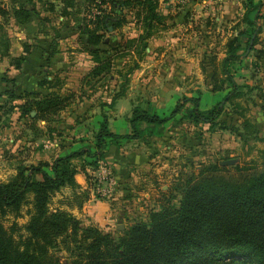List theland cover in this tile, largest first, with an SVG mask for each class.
<instances>
[{"label":"trees","instance_id":"obj_1","mask_svg":"<svg viewBox=\"0 0 264 264\" xmlns=\"http://www.w3.org/2000/svg\"><path fill=\"white\" fill-rule=\"evenodd\" d=\"M35 2L50 13L59 7L63 21L72 15L77 5L76 0H26L33 6ZM2 5L0 0V55L7 56L9 43L5 25L10 17L20 26L26 25L31 11L20 5L10 12ZM81 7L84 15L78 30L87 37V45L91 47L105 44L107 34L119 31L125 23V11L133 12L140 26L136 38L122 39L106 49H85L95 65L82 82L89 86L105 78L109 80L115 71L117 90L109 103L102 104V107L114 108L117 101L126 97L130 76L139 68L138 61L147 41L168 27L166 21L170 17L160 12L158 0H82ZM244 7L241 23L246 28L240 30L235 25L225 44L224 57L214 67L211 77L213 92L229 89L223 98L226 102L239 100L253 91L244 92L235 82L233 73L235 64L253 51L258 42L261 33L258 21H264V0H244ZM60 25L64 28L66 22ZM55 44L54 41L51 44L53 53ZM258 54L262 57L264 51L259 50ZM125 57H129V61L117 69L115 61ZM23 60V57L12 58L11 62L20 69ZM3 83L7 101L0 105V110L4 115L14 108L12 102L20 99L23 103L16 106L20 117L49 123L73 101V94L40 96L33 92L18 97L13 79L4 78ZM48 85L59 89L61 83L55 80ZM187 103L191 107L186 109L185 119L191 123L208 125L211 131L233 130V126L228 127L220 120L224 113L220 103L209 110H200L199 97L184 98L163 118L134 107L128 119L131 132L124 135L111 132L108 116L101 112L91 146L59 155L51 162L17 164L15 174L8 181L0 182V264H59L50 254L56 249L58 239L76 255L75 264H264V150L260 152L261 169L243 173L235 166L243 174L232 180L221 175V169L215 165L205 167L197 177L186 181L176 203L169 202L150 212L146 220L135 221L115 236L91 225L83 227L67 210L50 209L51 198L63 189L71 191L65 205L81 209L89 200V191H79L75 176L82 172L87 180L86 169L97 170L99 162H105L110 146L119 147L120 141L141 138V123L162 126L180 114ZM243 112L244 108L240 116L245 114ZM31 113L34 115L30 116ZM244 121L240 129L246 126L252 127V131L256 129L247 118ZM26 205H29L28 221L23 227L26 236L19 235L16 240L14 234L19 227L13 223L5 228L3 218L7 215L14 219L21 217Z\"/></svg>","mask_w":264,"mask_h":264},{"label":"rangeland","instance_id":"obj_2","mask_svg":"<svg viewBox=\"0 0 264 264\" xmlns=\"http://www.w3.org/2000/svg\"><path fill=\"white\" fill-rule=\"evenodd\" d=\"M158 2L160 12L170 17L166 21L168 27L147 41L144 54L138 61L139 68L130 76L126 97L117 101L114 108L102 107V104L109 103L112 93L117 90L115 71L109 80L105 78L89 86L82 85L81 95L71 102L72 107L58 114L54 119L57 121H53L57 122L55 128L51 130H42L44 125L37 122L32 130L24 131L23 122L9 123L8 117L0 122V127L3 124L6 127L0 130V182L8 181L19 163L51 162L60 154V147L64 149V143L72 142V139L75 149L91 146L101 112L108 116L109 130L124 135L131 132L128 119L134 107L163 118L169 116L184 98L197 97L200 110H209L220 103L224 107L220 120L228 127L233 126V130L211 131L208 125H195L186 120V109L191 107L189 103L180 114L162 126L141 123V138L120 141L119 147L111 149L114 161L123 156L118 168L114 169L106 160L103 162L116 184L110 198L100 199L92 193L93 171L88 168L90 173H87L86 184L89 200L92 203L100 201L105 207L100 205L92 213H83L79 217L81 225H91L115 236L135 221L146 220L150 212L169 202L176 203L186 181L197 177L205 167L215 165L221 169V175L232 180L243 173L261 169L260 152L264 150V56L259 57L258 51H264V21H258L261 33L254 47L256 51L244 55L234 66L235 82L242 86L244 92L248 89L253 91L239 100L226 102L223 98L229 89L213 92L211 77L214 67L224 57L225 44L232 36L235 25L240 30L246 28L241 23L244 0ZM124 15L125 23L110 39L112 42L133 39L140 34L134 13L125 11ZM73 56L69 55V58ZM83 56L81 63L86 61ZM127 61L129 57L115 61L117 69ZM242 108L245 114L240 116ZM245 118L255 124L254 131L247 126L240 129ZM53 122L49 123L52 125ZM70 123L75 125L71 127ZM55 142L58 149L53 145ZM73 162L80 165L78 161ZM70 196L68 189L56 193L51 198L50 209L68 210L65 201ZM28 209L29 205L24 206L21 217L17 219L11 215L3 218L5 228H10L13 223L19 227L20 230L14 234L16 240L19 235L26 236L23 227L28 221ZM71 251L58 239L56 249H52L50 254L59 264H75L77 257Z\"/></svg>","mask_w":264,"mask_h":264},{"label":"crops","instance_id":"obj_3","mask_svg":"<svg viewBox=\"0 0 264 264\" xmlns=\"http://www.w3.org/2000/svg\"><path fill=\"white\" fill-rule=\"evenodd\" d=\"M1 2L3 4L2 7L4 9H8L10 12L12 8H17L22 5L24 9L31 11V13L29 21L26 25L20 26L15 19L10 17L4 27V33L6 34V38L9 43V50L7 56L0 55V105H3L7 101L4 95V78L13 79L15 81L14 90L15 95L18 97H21L26 93L33 92L38 93L40 96H46L50 93H57L61 96L65 94H73L74 96L72 102H74V99L81 95V87L82 85L84 86V83L82 82L83 78L95 65L91 56L85 49H106L109 46H114L118 40H114V42H112L110 39L115 35V33L106 35L105 44L99 45L98 47L88 46L87 37L82 35L77 29L80 25L81 17L84 15L81 7L82 0H76L77 5L73 10L72 15L66 18L65 21H63V18L60 17L59 7L57 6L54 12L50 13L45 11L43 6L38 2H35L34 6L27 4L26 0H1ZM33 10H35V13L32 12ZM35 14H37V16ZM162 14L165 15L164 13ZM43 19H47V21H40ZM61 22H66V27L60 28ZM0 23H2L1 18ZM53 41L56 43L54 45L55 53H53V50L51 49ZM69 55L75 56L69 58ZM81 55H84V60H86L84 63H81L80 61ZM20 57H23L24 60L21 68L16 69L12 65L11 59ZM55 80H59L61 83L60 88H49L48 83L51 84ZM22 103L23 101L20 99L13 101L12 106H14V108L8 115H4L3 111L0 110V117H2L0 118V122H2L4 118L8 117L9 123L12 122V124H21L23 122L25 125L23 126L24 131L32 130V128H34L33 125L37 122H32L26 117H20V112L16 106L21 105ZM70 107H72V103L67 108ZM33 115L34 113L30 114V116ZM38 122L44 125L41 129L45 131L55 128L54 125L57 123L53 122L51 125L50 123L43 121ZM70 125L73 127L75 124L70 123ZM1 128L6 127L3 124L0 127V130ZM73 141L74 140L72 139V142H65L64 149H62V146L59 149V155L65 154L66 151L69 152L70 150H75V143ZM53 145L56 148L58 147L57 142ZM112 148L117 147L110 146L104 159L112 164L114 169H117L123 156H119V161H114L111 154ZM86 173H90L88 168L86 169ZM75 181L80 187L79 191L87 190L84 173L80 172L77 174L75 176ZM100 205H103L100 201H94V203H92L89 200L85 205L83 204L81 209L76 207H67V211L79 219L83 213H92L94 210L101 207Z\"/></svg>","mask_w":264,"mask_h":264},{"label":"built area","instance_id":"obj_4","mask_svg":"<svg viewBox=\"0 0 264 264\" xmlns=\"http://www.w3.org/2000/svg\"><path fill=\"white\" fill-rule=\"evenodd\" d=\"M92 178L94 179L92 193L96 197L107 199L113 195L116 184L105 163L99 162L97 170L92 172Z\"/></svg>","mask_w":264,"mask_h":264},{"label":"water","instance_id":"obj_5","mask_svg":"<svg viewBox=\"0 0 264 264\" xmlns=\"http://www.w3.org/2000/svg\"><path fill=\"white\" fill-rule=\"evenodd\" d=\"M109 30H110V29H109ZM121 228H122V226L119 225V226H118V229L121 230Z\"/></svg>","mask_w":264,"mask_h":264}]
</instances>
